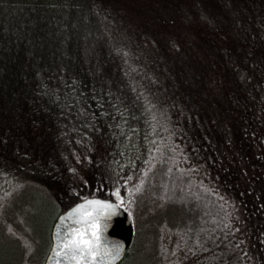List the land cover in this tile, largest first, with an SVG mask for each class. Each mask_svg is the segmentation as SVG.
I'll list each match as a JSON object with an SVG mask.
<instances>
[{"label": "trees", "instance_id": "16d2710c", "mask_svg": "<svg viewBox=\"0 0 264 264\" xmlns=\"http://www.w3.org/2000/svg\"><path fill=\"white\" fill-rule=\"evenodd\" d=\"M107 1L0 0V195L23 183L44 195L49 234L85 198L116 202L114 187L126 209L150 155L184 130L232 199L249 250L226 237L225 252L199 264H264V0H216V12L205 3L208 16L189 25L176 22L179 0H111L124 20L108 16ZM121 27L147 53L139 73ZM193 40L223 47L195 55ZM156 105L168 111L161 122ZM137 239L120 264L135 260Z\"/></svg>", "mask_w": 264, "mask_h": 264}, {"label": "rangeland", "instance_id": "374dc122", "mask_svg": "<svg viewBox=\"0 0 264 264\" xmlns=\"http://www.w3.org/2000/svg\"><path fill=\"white\" fill-rule=\"evenodd\" d=\"M179 2L185 3L177 9L181 12V16L176 18L180 25H189L190 21L194 23L197 16L201 19L207 17L205 3L212 6L211 12L223 11L222 6L216 5V0H205L201 6L194 0ZM106 8L110 18L124 20L111 0L107 1ZM177 31L176 28L175 33ZM118 35L120 48L130 51L131 59L128 60L135 72H141V67L145 65L148 68L150 63L143 62L145 58L140 62L142 54L139 52H144L138 44L126 40L130 38V33L121 27ZM172 36L173 40H180L178 46L184 49L186 40L183 39L187 38L178 34ZM193 43H196L192 49L197 52L195 55L213 48L208 56L214 57L218 54L216 50L223 47L210 40H193ZM162 44H165L164 40L159 42V45ZM237 56L235 54L234 58ZM136 58H140L139 61ZM235 65L228 67L225 63L224 70L229 72ZM154 108L157 120L163 121L168 111L161 105ZM183 135L184 130H181L169 151L162 147L150 155L132 202L126 206L133 219L134 239L138 238L139 245L135 260L129 264H199L205 258L212 260L214 251L225 252L226 237L234 238L248 255L243 223L229 205L232 199L222 188L220 178L194 153H190ZM25 184H21L19 192L0 195V264H45L47 259L51 245L49 228L55 211L44 195L34 193ZM148 201L151 204L144 209ZM180 219L190 224L179 223ZM222 260V263L226 262V257Z\"/></svg>", "mask_w": 264, "mask_h": 264}, {"label": "snow or ice", "instance_id": "6c2138e0", "mask_svg": "<svg viewBox=\"0 0 264 264\" xmlns=\"http://www.w3.org/2000/svg\"><path fill=\"white\" fill-rule=\"evenodd\" d=\"M133 191L136 190L129 189L130 199ZM112 194L116 202L98 197L85 198L83 203H78L69 210L66 215L74 218L76 226L69 225V234L59 245L53 246L59 256L72 260L74 264H95L97 258L104 254L108 246L102 244L100 222L110 217L118 206H124L122 190L114 187ZM61 219L65 217L62 216Z\"/></svg>", "mask_w": 264, "mask_h": 264}, {"label": "water", "instance_id": "95a60500", "mask_svg": "<svg viewBox=\"0 0 264 264\" xmlns=\"http://www.w3.org/2000/svg\"><path fill=\"white\" fill-rule=\"evenodd\" d=\"M84 200L78 203H83ZM75 205L62 213L55 221L51 232L52 246L45 264H74L72 260L59 256L54 251L53 246L59 245L61 240L69 234V225L73 227L76 226L74 223V218L68 217L66 215L70 209L75 207ZM62 216L65 217V219L62 220ZM100 223V236L102 244L107 245L108 248L104 250V254L102 256L97 258L95 264H120L133 243V219L130 213L124 207L118 206L110 217H108L106 220H101Z\"/></svg>", "mask_w": 264, "mask_h": 264}]
</instances>
